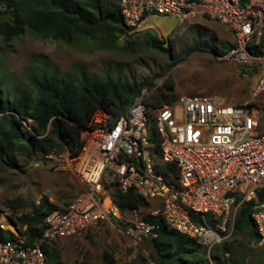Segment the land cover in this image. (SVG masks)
Instances as JSON below:
<instances>
[{
  "label": "built area",
  "instance_id": "built-area-1",
  "mask_svg": "<svg viewBox=\"0 0 264 264\" xmlns=\"http://www.w3.org/2000/svg\"><path fill=\"white\" fill-rule=\"evenodd\" d=\"M118 6L131 32L139 30L143 17L153 15L178 23L205 18L221 24L233 42L218 60L257 77L253 101L228 105L218 97L180 96L173 105L149 113L150 91L143 90L112 127L108 115L98 110L81 135L77 155L54 150L39 158L48 166L69 167L84 192L65 210L47 215L31 245L18 232L15 241H0V264H46L44 244L79 239L111 220L124 224L123 233L136 245L155 238L158 225L138 219L136 211L124 216L105 178L122 192L133 190L159 203L149 214L208 254L227 242L238 208L251 204L256 246L264 245V0H118ZM258 99L261 105L254 102ZM150 114L159 139L155 155L148 140Z\"/></svg>",
  "mask_w": 264,
  "mask_h": 264
},
{
  "label": "trees",
  "instance_id": "trees-1",
  "mask_svg": "<svg viewBox=\"0 0 264 264\" xmlns=\"http://www.w3.org/2000/svg\"><path fill=\"white\" fill-rule=\"evenodd\" d=\"M146 19L143 17L142 22ZM25 32L41 40L74 46L82 39L96 42L100 50L111 51L123 39L130 45L139 30H127L120 15L118 3L106 6L103 0H0V39L4 52L9 44ZM147 47L168 55V49L155 36L147 40ZM232 45H229V49ZM213 55L222 56L226 51ZM171 64H180L189 57ZM154 81L129 83L113 79L107 73L90 74L85 70L74 75H58L40 70L31 75L27 87L18 88V94L4 98L0 89V163L8 168L17 167L19 157L26 161H39L42 155L54 150L70 151L75 156L83 142L81 135L90 125L93 115L104 111L109 117V127L132 106L134 99L143 90L152 91ZM155 90V89H154ZM178 97L172 83L165 84L146 98L149 113L162 106L173 105ZM153 115H149L148 140L151 151L157 154L159 139L155 134ZM157 159V157H156ZM176 175L173 167L168 168ZM162 172V168H159ZM104 186L110 191L111 199L122 213L137 211L149 204L133 190L122 192L113 181ZM56 210L47 199H42L31 213L18 218L17 231L26 245L42 233L44 218ZM251 204L240 206L234 216L232 234L246 233L250 242L257 243V236L250 218ZM143 220L158 225L157 236L145 239L139 246L146 248L154 264H206L208 260L198 258L208 254L196 241L169 229L159 216L150 214ZM120 230L124 224L111 220ZM229 227V226H228ZM24 228V229H23ZM16 237L0 227V241H15ZM55 243L44 244L42 250L46 264H65L55 252ZM203 249L204 252L200 253ZM229 244L215 246L209 253L213 264L231 263ZM189 258L195 259L190 261ZM197 259V260H196ZM77 264V263H74ZM79 264V263H78ZM103 264H116L112 254L104 253Z\"/></svg>",
  "mask_w": 264,
  "mask_h": 264
},
{
  "label": "rangeland",
  "instance_id": "rangeland-1",
  "mask_svg": "<svg viewBox=\"0 0 264 264\" xmlns=\"http://www.w3.org/2000/svg\"><path fill=\"white\" fill-rule=\"evenodd\" d=\"M103 3L116 5L118 0H103ZM138 33L130 45L119 39L111 51H104L97 48L96 42L85 39L74 46H66L37 39L25 32L13 40L6 51L0 52L3 97L17 95V89L27 87L29 77L40 70L61 76H75L78 71L85 70L96 75L107 73L115 80L129 83L153 80L155 90L172 83L177 97L205 95L218 97L228 105L252 103L257 77L241 73L235 66L220 62L219 55L211 53L214 50L215 53L227 52L233 42L231 33L221 24L205 18L178 23L153 15L140 24ZM150 36L162 41L169 54L147 47ZM2 45L0 39V48ZM186 53L190 56L169 68ZM260 101L254 102L261 105ZM16 165L12 169L0 163V226L16 235L18 218L31 213L42 199L63 211L85 190L67 166H48L21 157ZM108 182L105 178L104 184ZM147 203V207L136 211L140 220L159 209V203ZM124 216L130 218L131 212ZM229 226L231 230L232 225ZM227 243L229 264H264V245L258 247L250 242L246 233L234 235L231 231ZM54 249L65 264H103L106 252L113 255L116 264H154L146 248L134 244L119 227L107 222L98 223L79 239L55 242ZM208 255H201L198 261L208 260L206 264H213Z\"/></svg>",
  "mask_w": 264,
  "mask_h": 264
}]
</instances>
